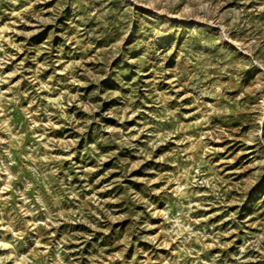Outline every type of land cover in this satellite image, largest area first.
Wrapping results in <instances>:
<instances>
[{"label": "rangeland", "instance_id": "1", "mask_svg": "<svg viewBox=\"0 0 264 264\" xmlns=\"http://www.w3.org/2000/svg\"><path fill=\"white\" fill-rule=\"evenodd\" d=\"M0 264H264V0H0Z\"/></svg>", "mask_w": 264, "mask_h": 264}, {"label": "bare ground", "instance_id": "2", "mask_svg": "<svg viewBox=\"0 0 264 264\" xmlns=\"http://www.w3.org/2000/svg\"><path fill=\"white\" fill-rule=\"evenodd\" d=\"M181 188V187H180Z\"/></svg>", "mask_w": 264, "mask_h": 264}]
</instances>
